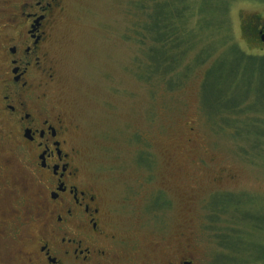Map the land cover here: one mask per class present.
Wrapping results in <instances>:
<instances>
[{"label":"rangeland","instance_id":"rangeland-1","mask_svg":"<svg viewBox=\"0 0 264 264\" xmlns=\"http://www.w3.org/2000/svg\"><path fill=\"white\" fill-rule=\"evenodd\" d=\"M128 5L129 0H64L50 43L56 66L52 98L77 125L73 141L106 204L110 231L136 248L139 264H167L168 254L189 245L201 264H224L216 238L223 227L264 239V156H245L241 148L247 144L212 128L200 101L212 61L194 68L174 91L157 79L151 84L139 78L147 47L135 37L137 15L129 14ZM230 13L234 41L264 54V47L242 35L249 16L264 25V0H233ZM191 60L192 54L179 70ZM219 193L250 200L243 216L262 229L223 214L219 224L211 223L210 199ZM257 242L252 243L264 251V241Z\"/></svg>","mask_w":264,"mask_h":264},{"label":"flooded vegetation","instance_id":"flooded-vegetation-1","mask_svg":"<svg viewBox=\"0 0 264 264\" xmlns=\"http://www.w3.org/2000/svg\"><path fill=\"white\" fill-rule=\"evenodd\" d=\"M63 8L64 0H0V264H139L136 248L110 231L73 141L77 125L52 98L50 43ZM247 26L264 47L263 21L252 15ZM200 260L189 245L166 262Z\"/></svg>","mask_w":264,"mask_h":264},{"label":"trees","instance_id":"trees-1","mask_svg":"<svg viewBox=\"0 0 264 264\" xmlns=\"http://www.w3.org/2000/svg\"><path fill=\"white\" fill-rule=\"evenodd\" d=\"M232 4L233 0H129V14L137 15L135 37L147 47L139 59V78L149 83L157 79L174 91L184 85L194 68L212 61L201 82L202 109L213 129L230 132L247 144L241 148L245 156L259 158L264 156V54L249 53L234 41ZM242 29L243 37L252 44L253 30L249 26ZM191 54L190 63L179 70ZM216 197L223 202L215 204ZM238 197L214 194L209 203L210 222L219 224L223 214L229 221L236 219L244 227L261 230L252 225L251 216L248 220L243 216L242 208L249 213L251 209L246 207L252 202L236 200ZM227 229L231 228L223 227L216 234L225 250L224 264H264V251L252 243L258 240L262 244L264 239L255 238L249 230Z\"/></svg>","mask_w":264,"mask_h":264},{"label":"water","instance_id":"water-1","mask_svg":"<svg viewBox=\"0 0 264 264\" xmlns=\"http://www.w3.org/2000/svg\"><path fill=\"white\" fill-rule=\"evenodd\" d=\"M261 39H262V42L264 43V28H263V30L261 31Z\"/></svg>","mask_w":264,"mask_h":264}]
</instances>
